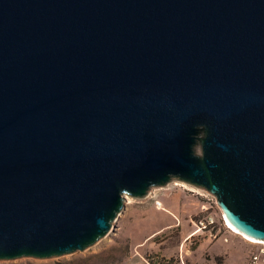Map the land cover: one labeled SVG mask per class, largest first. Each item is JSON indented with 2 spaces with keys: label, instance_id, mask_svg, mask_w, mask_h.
<instances>
[{
  "label": "water",
  "instance_id": "water-1",
  "mask_svg": "<svg viewBox=\"0 0 264 264\" xmlns=\"http://www.w3.org/2000/svg\"><path fill=\"white\" fill-rule=\"evenodd\" d=\"M172 181L264 243V0H0V260Z\"/></svg>",
  "mask_w": 264,
  "mask_h": 264
},
{
  "label": "rangeland",
  "instance_id": "rangeland-1",
  "mask_svg": "<svg viewBox=\"0 0 264 264\" xmlns=\"http://www.w3.org/2000/svg\"><path fill=\"white\" fill-rule=\"evenodd\" d=\"M151 190L144 198L126 196L108 234L82 252L0 264H246L262 246L231 231L206 191L177 181ZM206 214L214 219L213 233H194L196 219Z\"/></svg>",
  "mask_w": 264,
  "mask_h": 264
},
{
  "label": "built area",
  "instance_id": "built-area-1",
  "mask_svg": "<svg viewBox=\"0 0 264 264\" xmlns=\"http://www.w3.org/2000/svg\"><path fill=\"white\" fill-rule=\"evenodd\" d=\"M172 182H174V181H172ZM151 191L152 190L149 191L148 195L151 194ZM154 203H155V206L157 208L161 207V203L159 202V200H155ZM201 210L203 212V211H206L207 208L202 206ZM194 225L196 228L194 233L200 232L202 234H204L205 232L213 233V229L215 227L214 219H213L211 214L202 215L200 218L196 219ZM213 237L215 238V236H213ZM246 264H264V243L259 248V251L250 255L249 260Z\"/></svg>",
  "mask_w": 264,
  "mask_h": 264
},
{
  "label": "bare ground",
  "instance_id": "bare-ground-1",
  "mask_svg": "<svg viewBox=\"0 0 264 264\" xmlns=\"http://www.w3.org/2000/svg\"><path fill=\"white\" fill-rule=\"evenodd\" d=\"M127 197H125L126 199ZM161 209V208H160ZM227 223V222H226ZM228 227L231 229V231H233L234 233L238 234V235H241L243 236L244 238L250 240V241H254V239L252 240L251 238L249 239V237L247 238V236H244L242 233H240L239 231H237L236 229L232 228L228 223H227ZM257 242V240H255ZM258 242H261V241H258ZM263 244V242H262Z\"/></svg>",
  "mask_w": 264,
  "mask_h": 264
},
{
  "label": "crops",
  "instance_id": "crops-1",
  "mask_svg": "<svg viewBox=\"0 0 264 264\" xmlns=\"http://www.w3.org/2000/svg\"><path fill=\"white\" fill-rule=\"evenodd\" d=\"M123 264H129V262H124Z\"/></svg>",
  "mask_w": 264,
  "mask_h": 264
}]
</instances>
